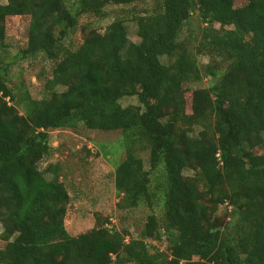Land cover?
Returning a JSON list of instances; mask_svg holds the SVG:
<instances>
[{
	"label": "trees",
	"instance_id": "trees-1",
	"mask_svg": "<svg viewBox=\"0 0 264 264\" xmlns=\"http://www.w3.org/2000/svg\"><path fill=\"white\" fill-rule=\"evenodd\" d=\"M136 2L0 0V51L7 19L29 16L27 48L11 57L55 63L34 99L0 59V264H264V0H155L133 15L139 42L118 16L104 33L83 27L74 46L82 15L104 20L109 5ZM194 14L206 27L190 49L179 38ZM199 55L216 64L202 68ZM208 77L212 88L193 87ZM127 97L139 104L124 107ZM79 124L122 132L118 207L147 210L139 237L100 215L87 232L67 231L69 191L57 167L39 164L51 133ZM162 241L169 253L149 243Z\"/></svg>",
	"mask_w": 264,
	"mask_h": 264
},
{
	"label": "rangeland",
	"instance_id": "rangeland-1",
	"mask_svg": "<svg viewBox=\"0 0 264 264\" xmlns=\"http://www.w3.org/2000/svg\"><path fill=\"white\" fill-rule=\"evenodd\" d=\"M74 3L76 0H70ZM155 0H137L131 6L113 7L109 5L107 11L109 17L104 20H96L97 17L82 15L79 18V28L76 34L71 38L74 40V46L82 44L84 34L83 27L97 29L104 33L107 26L118 16L125 17L129 38L133 42H139L137 36V25L132 20L133 15L149 9ZM243 1H237L236 6H242ZM31 18L29 16H13L6 21V44L7 48L0 51V59L11 66V75L14 80L25 85L34 99H43L46 97L45 83L52 77V71L55 63L48 60L43 54L28 57L26 59L14 60L11 54L17 56L27 48L29 27ZM206 25L202 24L197 14H194L188 24L180 34L179 41L189 44L193 49L194 41L199 40V34ZM219 28V25L216 24ZM231 30V28H227ZM199 65L203 68L208 64H216L209 56H197ZM167 62V59H163ZM222 70L225 66L221 67ZM214 82H217L215 80ZM210 77L204 78L201 83L194 84V88L214 86ZM13 85V82H11ZM185 95L188 101L187 111L191 112L190 97L191 89L187 85L184 87ZM124 107L138 105L136 97H127L121 100ZM22 112V111H21ZM50 152L43 159L39 168L46 171L49 167H57L58 176L61 182H64L71 201L67 209L65 226L71 236H78L96 227V216L100 215L107 218L109 228L115 230L128 231L131 236L139 237L146 222L148 212L145 209H139L129 212L120 210L118 205L123 198L116 190L115 171L116 167L125 160L126 154L124 141L121 131H98L89 130L85 125L79 124L75 129H62L51 133ZM261 149L258 153H262ZM137 156L142 158L145 166L149 165V152L138 148ZM48 179H52V173H46ZM228 208L226 205L219 208V216L228 217ZM3 226L0 223V247L4 248L6 242L2 241L1 235ZM153 243L160 251L169 253L168 244L162 242Z\"/></svg>",
	"mask_w": 264,
	"mask_h": 264
}]
</instances>
